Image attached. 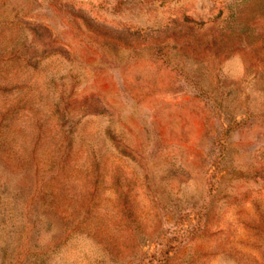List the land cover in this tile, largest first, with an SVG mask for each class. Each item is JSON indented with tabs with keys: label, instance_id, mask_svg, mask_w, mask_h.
<instances>
[{
	"label": "rangeland",
	"instance_id": "1",
	"mask_svg": "<svg viewBox=\"0 0 264 264\" xmlns=\"http://www.w3.org/2000/svg\"><path fill=\"white\" fill-rule=\"evenodd\" d=\"M0 264H264V0H0Z\"/></svg>",
	"mask_w": 264,
	"mask_h": 264
}]
</instances>
